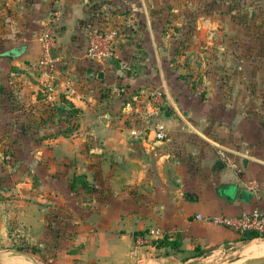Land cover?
<instances>
[{
	"label": "crops",
	"instance_id": "obj_1",
	"mask_svg": "<svg viewBox=\"0 0 264 264\" xmlns=\"http://www.w3.org/2000/svg\"><path fill=\"white\" fill-rule=\"evenodd\" d=\"M111 1L120 2L0 0V145L15 148L0 158V170L21 177L16 200L31 212L27 221L52 222L50 213L61 209L90 238L105 241L97 253L105 264L164 263L170 249L134 246L135 232L151 228L179 236L174 257L186 264L201 259L199 252L208 259L239 253L229 264H240L248 249L264 257V247L247 246L241 233L215 221L264 212V126L210 85V69L199 77L204 92L189 82L194 63L184 61L180 50L190 43H182L181 33L154 28L147 16V28L139 29L117 9L95 17L96 7L112 9ZM88 23L118 32L115 58L104 65L87 57ZM46 37L63 54L50 95L34 68ZM24 47L21 55H6ZM101 71L103 81L92 77ZM67 79L76 85L66 87ZM142 105L158 111L166 142L136 120ZM31 112L49 115L42 121ZM216 145L234 153L237 171L222 163ZM28 176L29 183L22 181Z\"/></svg>",
	"mask_w": 264,
	"mask_h": 264
},
{
	"label": "rangeland",
	"instance_id": "obj_2",
	"mask_svg": "<svg viewBox=\"0 0 264 264\" xmlns=\"http://www.w3.org/2000/svg\"><path fill=\"white\" fill-rule=\"evenodd\" d=\"M119 1H111L112 9L110 4L96 9L103 17L117 9L125 18H132V25L139 29H144L143 26L147 28V16L154 28L161 25L181 33L182 43H190L180 50L186 56L184 61L194 63L186 74L194 79H189V82L200 88V93L204 92V81L199 77L210 69V85L223 88L227 93V102L245 106L246 114L259 119L264 126V0ZM162 9H167V16L161 14ZM175 21H178L179 27L175 26ZM129 40L138 41L136 38ZM58 50L59 47H55L54 54L62 58L63 54H57ZM133 55L136 59L141 56L137 50ZM192 70L200 74L192 76ZM29 114L39 116L42 121L49 115L47 112ZM31 115L24 121V130L28 134L33 132ZM14 152L12 145H0V158L3 155L12 157ZM10 161L9 170L12 171L15 165ZM2 165L3 160L0 159V168ZM20 178L4 175L0 170V264H105L97 255L105 241L90 238L81 230L82 225L62 214L61 209L57 210L59 213H50L52 222L44 216L35 223L27 221L26 216H30L31 212L21 208L16 200L20 194L16 186ZM23 179L30 182V176ZM136 240L137 237L134 238L136 248L149 245H138ZM246 244L264 247V240L248 241ZM176 252H167V260L162 264H186V260L174 257ZM238 255L224 252L208 259L207 255L199 252L197 256L201 259L189 264H229L238 261ZM255 255L248 249L243 252L240 264H264V257L255 258Z\"/></svg>",
	"mask_w": 264,
	"mask_h": 264
},
{
	"label": "built area",
	"instance_id": "obj_3",
	"mask_svg": "<svg viewBox=\"0 0 264 264\" xmlns=\"http://www.w3.org/2000/svg\"><path fill=\"white\" fill-rule=\"evenodd\" d=\"M54 17V22H57L60 18L59 13L56 12ZM95 17H100L99 11ZM88 28L91 31L88 36L87 57L99 65H104L114 59L119 39L118 32L104 28L103 26H95L91 23H88ZM55 47V40L46 37L42 44L41 58L34 65L36 71L45 78L44 87L49 95L55 91L58 84L56 79V65L60 58L54 54ZM65 85L68 88H72L76 83L71 79H67ZM154 98L156 97L154 96ZM136 113V120L145 123V131L148 136L153 133L155 140L161 143L168 140L169 135L166 126L156 119L159 114L157 110L150 111L142 105ZM216 147L222 163L228 168L237 171L239 165L233 156L234 153L224 146L216 145ZM215 221L239 233L247 231L264 235V212L260 210H255L251 213H242L236 218L218 217ZM166 233L161 228H151L148 229L144 237H137L136 243L138 245L153 244L155 246V242L163 239Z\"/></svg>",
	"mask_w": 264,
	"mask_h": 264
},
{
	"label": "trees",
	"instance_id": "obj_4",
	"mask_svg": "<svg viewBox=\"0 0 264 264\" xmlns=\"http://www.w3.org/2000/svg\"><path fill=\"white\" fill-rule=\"evenodd\" d=\"M148 230L145 231H140V232H135V237H144L147 234ZM243 235V240L248 242V241H253L255 239H264V235H259L253 232H243L241 233ZM155 246L157 248H165V249H170L172 251H181V239L179 236H173L170 233H166L163 239H160L155 242Z\"/></svg>",
	"mask_w": 264,
	"mask_h": 264
},
{
	"label": "water",
	"instance_id": "obj_5",
	"mask_svg": "<svg viewBox=\"0 0 264 264\" xmlns=\"http://www.w3.org/2000/svg\"><path fill=\"white\" fill-rule=\"evenodd\" d=\"M24 50H25V47L24 48H16V49H13L12 51L6 53V55H8L10 57H16L18 55H21L24 52ZM92 77L103 81L105 79V72L101 71L99 73H93Z\"/></svg>",
	"mask_w": 264,
	"mask_h": 264
},
{
	"label": "bare ground",
	"instance_id": "obj_6",
	"mask_svg": "<svg viewBox=\"0 0 264 264\" xmlns=\"http://www.w3.org/2000/svg\"><path fill=\"white\" fill-rule=\"evenodd\" d=\"M28 263V262H27ZM23 264V263H22Z\"/></svg>",
	"mask_w": 264,
	"mask_h": 264
}]
</instances>
